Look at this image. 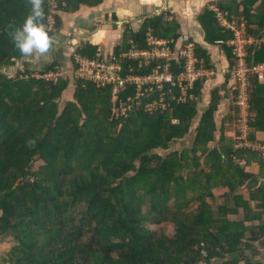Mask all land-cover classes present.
Listing matches in <instances>:
<instances>
[{
	"label": "trees",
	"instance_id": "1",
	"mask_svg": "<svg viewBox=\"0 0 264 264\" xmlns=\"http://www.w3.org/2000/svg\"><path fill=\"white\" fill-rule=\"evenodd\" d=\"M53 1L58 8L51 36L62 25L58 12L104 0H43L45 23ZM217 5L228 19H246L248 35L261 42L250 48L249 61L264 63V0ZM28 12L27 0H0V238L17 241L4 264H264V156L227 136L238 130L236 95L219 126L217 112L229 96V83L213 89L210 107L198 120L205 79L188 89L185 102L171 97H180L178 86L166 85L167 106L148 111L147 104L161 100L156 89L139 103L135 85L116 92L113 85L47 79L57 72L56 64L38 69L27 60L25 70L9 76L3 69L26 58L14 47L9 26L20 25ZM163 17H148L138 31H126L114 51L123 76L145 75L156 66L122 57L132 48H150L149 29L158 39L179 38V23ZM199 19L206 42L221 46L233 69L229 42L235 32L214 11ZM98 50L88 43L75 60L78 54L96 58ZM195 56L197 69L213 66L205 47L197 45ZM179 64L172 61L174 74L182 70ZM70 89L73 98L62 104ZM250 98L256 141L264 132V82L252 80ZM129 99L134 106L127 116L117 115L116 108ZM193 129L192 143L174 149ZM38 161L43 165L35 169ZM253 164L259 174L247 171ZM219 188L228 191L219 197Z\"/></svg>",
	"mask_w": 264,
	"mask_h": 264
},
{
	"label": "crops",
	"instance_id": "2",
	"mask_svg": "<svg viewBox=\"0 0 264 264\" xmlns=\"http://www.w3.org/2000/svg\"><path fill=\"white\" fill-rule=\"evenodd\" d=\"M219 1L221 0H104L99 6L92 7L83 5L77 12H58V14L61 15L62 25L60 30H57L52 36L54 40L53 46L46 54L28 56L25 58V61H31L34 64V67L38 69H46L47 67L56 64L57 72L55 73L59 75L61 74L62 76V73H64L63 77L72 79L71 76H75V70L77 68V62L74 55L75 53H77L80 47L91 43L98 46L103 53L111 54L115 57V48L119 44H121L128 29L138 31L141 28L144 20L148 17L152 18L164 16L163 18L165 20L175 19L180 25L179 38L177 40H174L175 42L164 39L159 40L169 42L170 47L171 44H174V47L172 49L180 48L183 45V41L184 45H186L187 42H191L194 44V53L195 47L197 45H200L208 49L213 58V66L207 69L212 72V76H207L204 78L206 84L203 89V96L200 105L198 120L200 119L203 111L206 108L210 107L213 89L229 83V96H227V98L223 100L222 104L219 107V111L217 112V120L220 128L224 125L225 118L232 111L231 97L232 95H236V104L239 109L237 122L238 130L229 131L227 133V136H229L230 138L238 139L239 148H247V142L264 146L263 131L258 132L256 141L251 139V87L248 96L249 106L241 107L239 105L240 90L234 89L235 87H237V81L233 78L231 63L229 61L228 55L225 53L221 46L211 45L206 42V32L200 22L199 17L207 10H211L216 13L217 19L223 27L226 26L223 25V21H221L220 19L221 14L228 21L235 23L239 29L242 30L245 28L246 31L248 30L246 19L242 18L243 21L238 20L237 18L228 19L227 15L217 5ZM248 37H250V39L252 38L250 41V45L247 46V49L249 51L247 55V62L251 64L249 61V58L251 56L250 48L254 44H259L261 42L256 40L253 36ZM262 42L264 43V39L262 40ZM32 59L34 60L32 61ZM154 61L158 64L166 62L172 64V61L183 62V65L185 64L184 59L179 57L177 58V56L175 55L166 59L161 58ZM61 75L58 77H61ZM229 75H232L230 81H228ZM253 79L258 78L252 77L251 83ZM260 81L264 82V80ZM68 92L74 91L73 89H70L68 90ZM222 93L223 95L226 94L225 92ZM66 96L67 94L65 95V98ZM194 136L195 129H193L191 134L182 141H186L187 139V143L190 140L191 144ZM220 137L221 132L219 131L218 138ZM189 145H187L186 147H188ZM261 153L264 156V153ZM241 163L243 165H246V162L244 161H242ZM247 171L259 174L260 167L257 164H253L251 166L249 165L247 166ZM227 191L228 188H219L215 192L216 195L221 197V195ZM244 191L246 198L250 199V191L248 189H245ZM260 259L264 263V255L261 256Z\"/></svg>",
	"mask_w": 264,
	"mask_h": 264
},
{
	"label": "built area",
	"instance_id": "3",
	"mask_svg": "<svg viewBox=\"0 0 264 264\" xmlns=\"http://www.w3.org/2000/svg\"><path fill=\"white\" fill-rule=\"evenodd\" d=\"M52 6L53 10L51 14L48 15V22L45 24L50 30H56V18L54 14L58 8V4L53 1ZM220 19L223 21L222 23L224 26L235 32V38L229 42L236 57V64L232 69L234 79L237 81V87L234 89L240 90L239 105L241 107L249 106L248 96L251 87V79L252 77H257L259 80H264V64H249L247 62V55L249 53L247 46L250 45L252 38L250 39V37H248L246 29H239L235 23L228 21L222 14L220 15ZM147 42L150 47L149 49L138 50L132 48L128 53L122 55V57L140 60L141 63L149 65L154 60L161 58L166 59L175 55L177 58L179 57L185 60L184 65L179 64L182 70L177 74H174L171 71V64L167 62L158 64L156 62V66L153 67L152 71L148 74H128L123 76V67L120 61H118L113 55L105 54L99 49L96 58H89L80 54L76 55V62L78 64V67L75 70L76 79L92 82L102 88L113 85L116 92L125 89L128 85H135L137 87L135 100L139 101V103L141 98L146 97L148 93L156 89L161 92L160 102L146 105V110L152 111L159 104L163 107L167 106L165 104V101L167 100L165 94L166 85L173 87L178 86L181 91L180 97H171L172 99H177L179 102H185L187 100L188 89H191L196 81L204 79L207 76H212V72L209 70L196 68L197 59L194 53L193 43L187 42L186 45H184L183 41V45L180 48L172 49L169 46V42L157 39L153 35L151 29H149V32L147 33ZM58 76L60 75L50 72L45 78L58 79ZM129 101L128 104L122 103L117 108V115L121 117L127 116L128 111L134 106V102L130 99ZM246 145L248 149L264 153V146L262 145L249 142H247Z\"/></svg>",
	"mask_w": 264,
	"mask_h": 264
},
{
	"label": "clouds",
	"instance_id": "4",
	"mask_svg": "<svg viewBox=\"0 0 264 264\" xmlns=\"http://www.w3.org/2000/svg\"><path fill=\"white\" fill-rule=\"evenodd\" d=\"M29 12L20 25H10V37L22 56L46 54L54 40L45 24L43 0H27Z\"/></svg>",
	"mask_w": 264,
	"mask_h": 264
},
{
	"label": "rangeland",
	"instance_id": "5",
	"mask_svg": "<svg viewBox=\"0 0 264 264\" xmlns=\"http://www.w3.org/2000/svg\"><path fill=\"white\" fill-rule=\"evenodd\" d=\"M240 20L243 21L242 18ZM248 36H250V35H248ZM177 55H178V53H177ZM33 60L34 59H32V61ZM23 62H25V60L24 61H19V64L17 65V67L11 68L9 70L3 69V71L6 72V74H8L9 76H15L19 69L25 70V68L22 67ZM62 74L64 76V73H62ZM71 78H72V81L74 82L76 77L75 76H73V77L71 76ZM76 80H78V79H76ZM73 95H74V92H68L66 98L64 97V99L62 100V102H63L62 104H64V102L66 103V101H68L69 99L73 98ZM114 112L116 114H118L117 108H116V111H114ZM189 144H190V140L187 143V139H186V141H182V142H179L176 145H174L173 148L174 149H182L183 147H186ZM41 165H43V162L42 161H40V162L38 161L36 163V165H35V169H38ZM157 227L158 226H153L154 229H156ZM167 233H169V234L174 233V226L173 225H170L167 228ZM16 243H17V241L15 239H12L11 237H2V238H0V264H4L5 263V259L8 256V252L13 247V245H15Z\"/></svg>",
	"mask_w": 264,
	"mask_h": 264
}]
</instances>
